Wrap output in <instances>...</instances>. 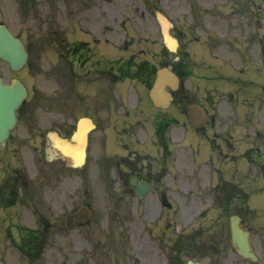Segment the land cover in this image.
<instances>
[{
  "label": "flooded vegetation",
  "instance_id": "obj_1",
  "mask_svg": "<svg viewBox=\"0 0 264 264\" xmlns=\"http://www.w3.org/2000/svg\"><path fill=\"white\" fill-rule=\"evenodd\" d=\"M178 1L0 0V23L22 36L29 52L24 75L54 78L57 84L51 102L29 90L19 128L0 144L4 264H33L49 249L88 251L97 262L110 242L103 238L113 232L107 227L108 212L83 219L80 211L92 209L100 187L106 201L128 211L123 218L128 227H139L137 261L129 264L162 259V264L191 259L264 264V212L257 211L256 202L264 204V149L258 147L264 137L240 133L256 113L264 119V99L256 92L255 75L245 68L224 69L221 62L223 34L236 40L241 26L235 21L219 25L220 20L226 13L240 18L244 7L235 0L227 11L218 5L213 11L201 8L208 13L204 27L199 20L196 26L189 21L182 35ZM250 8L254 13L255 6ZM160 10L171 20L172 33L189 47L180 50L179 59L162 48ZM198 29L204 41L215 45L207 42L200 53L202 84L188 85L195 66L189 49L200 40L194 37ZM243 32L249 52L241 57L251 61L255 34L251 26ZM2 65L5 75L20 74ZM162 65H172L181 78L178 89L167 88L174 99L167 107L156 106L146 91ZM190 104L211 115L200 127L192 123ZM84 118L83 124L96 126L89 132L86 163L73 166L54 148L50 132L70 139ZM135 180L149 187L147 194L136 192ZM166 197L173 206L163 205ZM177 203L200 206L204 215L191 229L177 231L174 223L182 215ZM155 214L162 216L157 224L152 223ZM232 219L252 232L256 260L242 257L232 245Z\"/></svg>",
  "mask_w": 264,
  "mask_h": 264
},
{
  "label": "rangeland",
  "instance_id": "obj_2",
  "mask_svg": "<svg viewBox=\"0 0 264 264\" xmlns=\"http://www.w3.org/2000/svg\"><path fill=\"white\" fill-rule=\"evenodd\" d=\"M195 1L196 0H179L180 3L183 2L185 4V6H186L185 9L183 8V5H181L180 3H178V5H176V7H177V12H176L177 13V16L180 14V12H181V15H185V13L182 10L192 11L191 13H188V17L183 16L181 18V22L182 23L183 22H186V21H190V15H192V14H193V16L194 15L195 16H198L199 15L198 12H200L201 10H198V12H197V8L195 7L196 4L194 3ZM201 1H202V5L206 6V4L209 1H211V0H201ZM225 2H226V6L230 8L235 3V0H224L222 4L225 5ZM240 2L246 4L245 6L253 5V4L256 5L255 13H251V14L249 13V14H247V15H250L249 17L252 20H255V18L252 16V14H257L259 18L264 17V3L261 2L260 0H250V2H249V0H240ZM229 8L227 10H229ZM240 41H243V39H240ZM240 41H238V39H236L234 41L233 36H231V39L230 40L228 39L226 41V43L225 42L222 43V45L225 48V49L222 48V50L225 51V53L226 52L229 53V57L226 56V55L224 56V68H231L232 67L234 69V68L237 67V61H236V58L237 57L235 58V56H237V50H236L237 48H236V46H239L240 48H244L246 46V44L241 45L240 44ZM232 42H234L235 44L232 43ZM244 42L245 41H243V43ZM256 65H257V62H256ZM4 67H6V66H4ZM250 68L253 69V67H250ZM256 69L257 70H260L259 68H256ZM33 83L35 84V81L34 80H33ZM38 84H39L40 87L44 86V84L42 83L41 78L38 81ZM255 134H256V131L252 132L250 136H253ZM241 135L244 136V135H248V134L247 133H244V134H241ZM259 195L260 194H257L256 195V198ZM256 202H257V208H258V210H263L264 209L263 202L260 203L257 200H256ZM102 203L103 202L101 201V196H99V194H98L97 195V198H96V207L99 210L102 209ZM112 216H113L112 227L114 228L115 231H118V230L120 231L121 230V227L120 226H117L116 221H115V218H114V215H112ZM176 222L178 223V226H180L182 224V221H179L178 220ZM132 229H133V231L136 232L137 229H138V226L132 227ZM116 239H120L122 243L128 245V237L127 236H125V235H121L120 237L117 236ZM116 250H117L116 252H112L111 250L105 252V255H106V257H107V259L109 261L117 260L115 258L117 257V255H119V257H118L119 260H117V261H124L125 262V261H128L129 260V261H131L133 263H136V261H135V253L133 252V251H136L137 250V247H136L135 244L132 245L131 247H128V248H125V249L119 248V249H116ZM126 250L128 252H126ZM127 255H128V258H125V257H127ZM72 256L75 257V254H74L73 251H71L70 253H68L66 255V257H72ZM46 258H47V256H46ZM49 258L50 259H55L54 264H58L59 260H57V259H59L60 256H59V254H53V256H50ZM69 260H72V259H69ZM86 261H87L86 264H89L88 263L89 260L86 259ZM141 263L142 264H145V263H147V261L141 260ZM40 264H45V263H40Z\"/></svg>",
  "mask_w": 264,
  "mask_h": 264
},
{
  "label": "water",
  "instance_id": "obj_3",
  "mask_svg": "<svg viewBox=\"0 0 264 264\" xmlns=\"http://www.w3.org/2000/svg\"><path fill=\"white\" fill-rule=\"evenodd\" d=\"M26 55L21 41L5 26H0V57L10 61L14 67H19L26 61ZM25 93V87L18 80H13L11 85H7L3 84L0 78V139H3L15 124V111Z\"/></svg>",
  "mask_w": 264,
  "mask_h": 264
}]
</instances>
